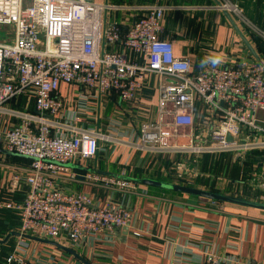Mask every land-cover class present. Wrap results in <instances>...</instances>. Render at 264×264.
I'll return each mask as SVG.
<instances>
[{"label":"built area","instance_id":"1","mask_svg":"<svg viewBox=\"0 0 264 264\" xmlns=\"http://www.w3.org/2000/svg\"><path fill=\"white\" fill-rule=\"evenodd\" d=\"M218 8L264 41V31L238 4L223 0ZM166 9L163 0L145 6L114 5L108 0H0V25L13 28L12 35L0 41V116L9 121L0 130V149L30 157L24 167L23 201L5 204L20 212L21 221L19 242L7 264H48L28 257L27 237L67 241L77 247L106 241L116 230L131 225L132 210L122 202L110 199L99 205L89 194L67 192L58 184L61 174L75 179L71 164L96 159L101 142L196 159L224 153L240 158L264 150V59L260 63L242 57L195 72L191 60L177 57L173 43L162 38ZM112 11L137 16L126 29L108 22ZM118 44L129 54L107 49ZM151 75L161 80L159 115L141 125L138 140L82 127L79 114L62 115L61 84L81 88L82 103L89 99L87 91L134 101ZM29 94L35 111L17 106L18 98ZM82 177L108 189H137L124 173L91 170ZM22 180L19 173L12 175V192L19 190ZM206 254L199 264H253Z\"/></svg>","mask_w":264,"mask_h":264},{"label":"crops","instance_id":"2","mask_svg":"<svg viewBox=\"0 0 264 264\" xmlns=\"http://www.w3.org/2000/svg\"><path fill=\"white\" fill-rule=\"evenodd\" d=\"M94 1L104 3L107 0ZM108 1L128 6L154 2ZM233 1L244 8L248 17L264 24V0ZM163 4L167 9L162 38L173 43L177 57L191 60L195 72L202 69L201 59L209 55L222 53V66L242 57L254 59L215 0H163ZM136 16L135 12L112 11L107 20L127 29ZM243 32L247 36L245 29ZM107 49L129 54L120 44ZM160 82L158 76H149L134 101L122 100L114 93L99 96L87 91L89 99L85 103L80 102L81 88L61 84L62 115L72 118L79 114L82 127L98 129L112 137L138 140L141 125L158 119ZM16 103L20 108L35 111L34 97L30 94L21 96ZM80 104L86 107L81 109ZM196 120L201 123L199 116ZM8 123V119L0 116V130ZM100 146L96 159L70 165L75 179L61 174L58 184L67 192L89 194L99 205L110 199L122 202L132 210L131 225L116 230L106 241H89L77 247L67 241H53L57 243L54 245L48 243L52 240L27 237L26 252L32 261L48 264H199L206 253H213L264 264V210L218 201L212 203L209 199L150 184L182 185L177 182L180 171L182 167H192V163H187L185 158L182 160L186 164H181V155H154L110 142H101ZM29 161L0 152V264H7V257L19 242L20 212L6 208L5 204L23 201L27 189L24 167ZM196 163V171L203 170L205 175L202 188H215L222 194L264 203V150L247 152L240 158L231 153L204 155ZM91 170L109 175L124 173L126 178L136 182L137 189L122 192L89 184L82 175ZM14 173L23 178L17 192L10 189ZM183 173L191 176V171ZM137 232L141 235L137 236Z\"/></svg>","mask_w":264,"mask_h":264},{"label":"water","instance_id":"3","mask_svg":"<svg viewBox=\"0 0 264 264\" xmlns=\"http://www.w3.org/2000/svg\"><path fill=\"white\" fill-rule=\"evenodd\" d=\"M215 2L217 3V6H221V2L219 0H215ZM223 12H224L226 18L228 19V21L230 22L231 26L238 33L241 40L244 42V44L246 45V47L250 51L251 55L258 62L261 63L262 60H261V57L259 56L258 52L255 50V48L253 47L250 40L247 38V36L243 32V30L236 23V21L234 20L232 15L226 10H223ZM229 140H230V138H229ZM0 152H2L4 154H8V155H13V156H18V157L30 159V157H27V156H24V155H21L18 153H14V152H9V151H5V150H0ZM150 184L155 185V186L165 187V188L174 190L176 192L185 193V194H189V195H193V196H197V197H201V198H205V199H209V200H213V201L231 203V204H236V205H241V206H246V207L264 210V203L263 202L247 200V199L239 198L236 196L222 194V193L217 192V191L202 190V189H199L196 187L179 185V184L165 185V184L158 183V182H150ZM48 243L57 245V243H55L53 241H48Z\"/></svg>","mask_w":264,"mask_h":264},{"label":"rangeland","instance_id":"4","mask_svg":"<svg viewBox=\"0 0 264 264\" xmlns=\"http://www.w3.org/2000/svg\"><path fill=\"white\" fill-rule=\"evenodd\" d=\"M230 2H232L234 4H237L233 0H230ZM242 9L244 10V8H242ZM244 13H245V11H244ZM246 16H247V14H246ZM248 18L252 22H254L258 27H260L261 30L264 31V24L263 25L258 24L252 18H250V17H248ZM12 32H13V28L11 26L1 24L0 25V41H6V38L10 37L12 35ZM246 34H247L248 37L251 36V33L247 32V30H246ZM262 43H264L263 40H262ZM181 157H182L181 160L187 158V159H185L186 162L187 163L191 162L192 163V167L191 166L184 167V168L182 167V169H181L182 171H180V172H181V174H183V176L181 178L179 177L180 181H177V182H180V183L182 182L183 183L182 185L192 186V187H196V188L200 186L199 189H202V190H213V191H216L215 188H208L206 186H205L206 188H202L204 184H202L201 181L205 178L204 171L203 170L196 171V169L194 168V164H197L196 161H197L198 158L196 159L195 157L187 156V155H182ZM181 164H186V163H184V160H182ZM189 171H191V176L190 175H186V174L183 173V172H189Z\"/></svg>","mask_w":264,"mask_h":264},{"label":"clouds","instance_id":"5","mask_svg":"<svg viewBox=\"0 0 264 264\" xmlns=\"http://www.w3.org/2000/svg\"><path fill=\"white\" fill-rule=\"evenodd\" d=\"M222 62H223V54L222 53L209 55V56H205L204 58L201 59L200 67L202 69L207 68L209 66L217 67Z\"/></svg>","mask_w":264,"mask_h":264},{"label":"trees","instance_id":"6","mask_svg":"<svg viewBox=\"0 0 264 264\" xmlns=\"http://www.w3.org/2000/svg\"><path fill=\"white\" fill-rule=\"evenodd\" d=\"M249 38H250L251 43H253L255 45L257 51L259 52V54L262 57H264L263 56V54H264V46H263V43H262L261 39L258 36L253 35V34H251V36Z\"/></svg>","mask_w":264,"mask_h":264}]
</instances>
